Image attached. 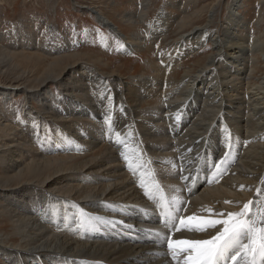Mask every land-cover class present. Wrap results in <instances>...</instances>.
<instances>
[{
	"label": "bare ground",
	"instance_id": "6f19581e",
	"mask_svg": "<svg viewBox=\"0 0 264 264\" xmlns=\"http://www.w3.org/2000/svg\"><path fill=\"white\" fill-rule=\"evenodd\" d=\"M222 1L183 17L164 11L167 20L150 31L156 39L171 20L182 30L200 21V11L205 14V25L181 33V49L170 54L168 65V56L162 58L173 69L211 43L210 56L177 82L156 66L153 77L125 81L117 71H102L108 70L103 59L94 61L96 66L75 60L78 53L62 54L54 36L42 43L29 24L7 35L8 43L0 45V230L5 231L0 264H177L166 235L207 240L223 227L196 231L193 224L189 231L179 218H226L250 201L254 213L264 202V73L256 76L260 61L251 56L264 47L241 34L247 26L238 10L243 0L227 1L224 22L209 31ZM181 3L171 1L177 8ZM148 5L144 0L140 11L122 16V23L130 28L142 22ZM85 9L119 34L97 7ZM120 37L124 51L143 48L141 35ZM17 57L31 67L4 81L8 69L16 70ZM17 90L25 104L14 122L16 109L6 104ZM110 118L116 144L106 139ZM170 125L187 130L174 139ZM228 130L241 147L239 161L225 179L208 180L207 171L191 162L207 149L213 160V149L228 139ZM180 167L190 177H180L182 186L168 183L163 189L160 182L177 177ZM161 195L170 211L178 208L180 231L165 227ZM226 264L234 262L229 258Z\"/></svg>",
	"mask_w": 264,
	"mask_h": 264
},
{
	"label": "rangeland",
	"instance_id": "374dc122",
	"mask_svg": "<svg viewBox=\"0 0 264 264\" xmlns=\"http://www.w3.org/2000/svg\"><path fill=\"white\" fill-rule=\"evenodd\" d=\"M143 1L144 0H0V34H3L0 36V45L8 43L9 37H11L10 32L16 31L20 27H25L21 25V23L29 24L30 26L35 24L36 26L34 29L37 33L36 37L42 43H44L46 39L48 40L54 36L55 39L61 43L60 47L64 48L62 54L69 55L78 53L81 58L80 56H77L75 60L89 65L94 64L96 66L97 62L95 64L94 61L103 59L102 61L108 65V70L100 69L105 72L117 71L125 81H129L132 77L140 78L155 76L156 72L154 71V68H152L154 66L161 68L163 75L165 73L164 70H168L169 72L167 75L172 78L174 82L180 81L179 79H181L186 70L196 71L199 68L198 63L204 59L206 60L208 56H210L207 54H211L212 52L211 43H206V45L196 53L188 55L180 60L177 65L178 68L177 66L173 69L167 68V63L173 53H175L176 50L181 49V40L184 41L180 38L181 33H184V30L185 32H187V30L189 31L195 25L203 26L206 21L205 14L203 15V12L200 11V21L196 19L192 23L187 24L188 26H185L182 30L178 29L177 19L171 20V22H169L170 20L167 21L169 22L168 29L156 39H151L150 31H157L156 29H158V27L156 26L167 20L165 17H162L164 11L165 14L172 13L177 17H183L185 14L189 15V13L191 14L198 9L207 7L213 0H148L149 8L147 9L148 13L146 11L147 16L142 22L138 21V23L136 22L134 25H131L130 28H127L126 23H122L124 21L122 16L127 13H135L136 11L138 12V10L140 11ZM171 1H180L182 3L177 8L171 4ZM227 1L229 2L230 0L222 1L221 9L218 8L216 18L214 21H211L212 23H209V31L219 28V25L217 24L218 21L224 22L225 12L223 11L226 9L225 6H227ZM243 3L244 4L241 5L242 7L238 10L242 17H244L247 26L241 30V34L250 37L252 41H257V43L262 42L261 45L264 47V0H243ZM85 7H97V9L106 15V17L119 29V32L116 31L119 34H115L111 28L99 22L93 13L86 11L87 9H85ZM203 31L208 32L206 30ZM122 34L127 38L132 35H141L145 37L146 43L144 42L142 44L143 48H136L133 51H124V49H122L123 38L120 37ZM40 52H42L40 54L43 55V51ZM256 53L251 54V56L253 55V57H255L256 55L260 61V64L256 67V76H258L259 74L264 73V52ZM166 55L168 56L166 61L167 65L165 63L162 64L161 62L165 60L164 56ZM13 61L14 60H12V62ZM69 61H72V59H69ZM15 63H17L15 67L16 70H12L13 72H11L10 69H8V73L10 74L6 77L8 79L4 81L8 82L11 79L13 80L21 70L31 67L30 64L22 60L20 57L15 59ZM242 64L243 63H240V65ZM36 67L41 68L40 66ZM1 80L2 79L0 78V81ZM161 82L158 81L157 84H160ZM49 89L53 92L57 91L56 86L53 84H51ZM2 102L3 98L0 97V105ZM8 102L9 104L6 105L9 110L16 109L15 115L17 117L15 115V117H13V121L15 122L20 116L17 114L21 112V108L23 107V104H25V97L21 93V90H17ZM149 104L151 105L152 101H150ZM177 121L179 122L180 118H177ZM106 129L108 135L106 136V139L110 144H116L113 139L114 137L111 136V118ZM186 130L187 129L184 128L183 132H179L176 126L171 125L168 128V131H171L172 133L171 137L174 139L180 138ZM219 132H222V127L219 128ZM173 133H175L176 136H173ZM240 148L241 147H239L234 139L229 136L228 130V139L226 141H218L217 148L213 149L215 151L212 155L213 160H210L211 156L206 154L207 149L199 158V161H193L191 164L196 163L198 167H201L202 172L207 171L206 175L208 176V180L211 178L217 180L225 179L226 176L231 173L235 164L239 161L238 156H240ZM221 161L224 163L221 164ZM216 165H220V167L215 171ZM124 167L129 169L130 165L125 164ZM180 177H190L186 168L180 167L178 169L177 177L162 180L160 186L163 189L167 188L168 183L173 186H179L181 185ZM200 185L202 186V184ZM184 216H191V214L184 213ZM4 232L0 230L1 234Z\"/></svg>",
	"mask_w": 264,
	"mask_h": 264
},
{
	"label": "snow or ice",
	"instance_id": "6c2138e0",
	"mask_svg": "<svg viewBox=\"0 0 264 264\" xmlns=\"http://www.w3.org/2000/svg\"><path fill=\"white\" fill-rule=\"evenodd\" d=\"M224 163L221 161V164ZM219 169L220 165L215 166ZM187 179V178H184ZM146 195L149 193L146 191ZM150 198H153L150 196ZM161 206L164 208L165 227L180 231L176 226L178 208L170 211L167 201L161 195ZM229 203L228 201H225ZM254 202L244 204L243 209L237 213H228L226 218L203 219L195 216L179 218L181 226H188V230L196 231L215 228L223 225L210 239L207 240H180L165 236L168 253L171 260L180 264H226L230 258L234 264H264V202L259 203L253 213L251 207ZM211 213V209H208ZM223 217V213H215ZM239 258V259H238Z\"/></svg>",
	"mask_w": 264,
	"mask_h": 264
},
{
	"label": "crops",
	"instance_id": "0c3cea01",
	"mask_svg": "<svg viewBox=\"0 0 264 264\" xmlns=\"http://www.w3.org/2000/svg\"><path fill=\"white\" fill-rule=\"evenodd\" d=\"M22 24H23V23H21V25H22ZM23 26H25V24H23ZM32 26H34V27H35L36 25L32 24ZM32 26H30V25H29V27H32Z\"/></svg>",
	"mask_w": 264,
	"mask_h": 264
}]
</instances>
